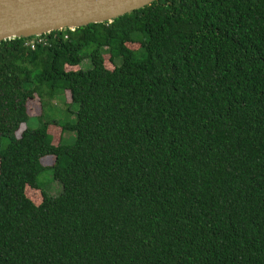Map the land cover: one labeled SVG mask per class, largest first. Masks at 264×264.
I'll return each mask as SVG.
<instances>
[{
  "label": "trees",
  "instance_id": "16d2710c",
  "mask_svg": "<svg viewBox=\"0 0 264 264\" xmlns=\"http://www.w3.org/2000/svg\"><path fill=\"white\" fill-rule=\"evenodd\" d=\"M31 38L0 42V264H264V0ZM64 99L73 120L52 118Z\"/></svg>",
  "mask_w": 264,
  "mask_h": 264
},
{
  "label": "water",
  "instance_id": "95a60500",
  "mask_svg": "<svg viewBox=\"0 0 264 264\" xmlns=\"http://www.w3.org/2000/svg\"><path fill=\"white\" fill-rule=\"evenodd\" d=\"M155 0H0V42L114 18Z\"/></svg>",
  "mask_w": 264,
  "mask_h": 264
},
{
  "label": "rangeland",
  "instance_id": "374dc122",
  "mask_svg": "<svg viewBox=\"0 0 264 264\" xmlns=\"http://www.w3.org/2000/svg\"><path fill=\"white\" fill-rule=\"evenodd\" d=\"M34 38V37H33ZM32 39V38H31ZM138 44H130L129 46L131 48H136ZM105 67L108 69H113L114 65L113 63L109 60L108 55H105V61H104ZM81 67H89V60L86 59L84 60V63L80 65ZM67 69H76L77 67H72V66H67ZM66 102H68L69 100V93L66 92ZM65 101L64 100H56L52 106H55V109L52 113V118H55L57 120H61L65 117H68V120H73L74 116L72 118H70L69 116H71V112L68 111L66 113L63 114V109H65ZM41 104L39 99L36 97L33 100L29 101V112H30V118L29 121L24 124V125H28L30 127H35L40 123V120L38 118V115L41 112ZM67 106L69 107V110H75L77 108V106L75 104H67ZM65 112V111H64ZM63 116V117H62ZM49 131L51 132V134L53 135V143L56 144L59 141L60 138V134H61V128L58 125H51L49 127ZM53 162V157H47V158H43L42 159V163L44 165H51ZM40 181L42 182V186L51 194H57L61 191V184L59 181L53 179L52 175L49 174V172H45L44 174H42V176L40 177ZM28 197L32 200H34L35 203H40L42 200L41 197V193L39 190L37 189H32V188H27L26 191Z\"/></svg>",
  "mask_w": 264,
  "mask_h": 264
},
{
  "label": "built area",
  "instance_id": "2783aa9c",
  "mask_svg": "<svg viewBox=\"0 0 264 264\" xmlns=\"http://www.w3.org/2000/svg\"><path fill=\"white\" fill-rule=\"evenodd\" d=\"M33 37L34 38H32L31 40L28 41V43L31 45V47H34L36 42H41L43 40L42 38H38V39L35 38L36 36H33Z\"/></svg>",
  "mask_w": 264,
  "mask_h": 264
}]
</instances>
